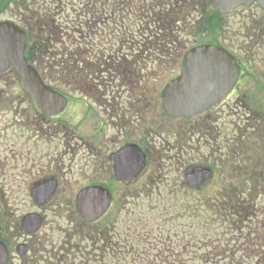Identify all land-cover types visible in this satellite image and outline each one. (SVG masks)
<instances>
[{"label":"flooded vegetation","instance_id":"flooded-vegetation-1","mask_svg":"<svg viewBox=\"0 0 264 264\" xmlns=\"http://www.w3.org/2000/svg\"><path fill=\"white\" fill-rule=\"evenodd\" d=\"M104 1H71L75 4L71 5L72 10H67L70 0H0V21L10 20L27 27L32 57L60 55L65 58L79 57L81 51L70 52L63 44L59 52L60 49H54L58 44L43 45L53 36L55 23L79 26L82 39L84 35L91 37L101 32L102 24H126L125 36L148 41L153 38L149 37L155 22L150 19L153 11L160 10L162 14L170 9L176 16V33H182L189 26L196 36L192 46H218L232 56L237 74L231 92L215 108L190 118L168 115L160 104V89L155 92L149 79L147 81L145 76L138 74L140 70H134L149 68V64L140 65L138 60L139 55H143L141 62H148V50L136 55L126 53L133 59L127 60V68L120 72L108 67L98 68V78L82 73L86 75L82 80L67 82V90L63 92L68 97L67 107L78 108V124L72 127L69 135H64L68 143L64 150L78 149L82 153V165L77 175L68 176L71 172L63 160L55 161L49 152L39 156L37 153L32 158L30 152L20 154L16 147L5 149L0 137V242L8 248L6 264H100L108 253L112 252L115 257L118 247L133 256L134 264H171L174 263L172 258L181 261L182 250H192L195 241L192 230L186 231L185 226L178 231L175 227L166 230L163 219L155 228L152 225L154 218L148 214L152 211H141L140 217L134 219L137 211L133 210L128 211L132 220L127 231L121 233L118 230V219L124 209L121 205L161 199L164 180L160 177V169L162 165L165 168L164 163H170L182 172L174 185L180 183V188L190 191L197 190L188 186L186 177L197 167L212 170L213 175L206 183L217 178L219 168L226 169L224 175L227 177L231 176L230 168H237L239 184L253 183L256 187L254 196L243 194L241 197L243 202L254 203L253 213L247 211L240 215L244 216L242 225H236L233 220L237 214H229L224 238L227 246L235 243L242 252L244 248H253L250 264H264V199H261L264 197V113L261 112L264 109V0ZM154 14L153 17H157V13ZM157 19L158 24L164 22L160 17ZM34 22L37 29H34ZM112 31L116 32V28ZM154 38L160 39V36ZM173 53L177 54V51ZM173 53L169 56L167 51H162L158 64H174L177 76L181 73L182 52L175 61ZM109 55L123 54L112 51ZM68 88L76 90L79 98L75 99ZM234 107H238L236 115L243 122L245 131L234 133L230 140L229 129H226L228 123L223 121L229 109ZM65 114L74 116L73 111ZM34 115L28 126L31 133L41 136L52 133L54 129L48 131L50 122L53 123L57 116L47 117L37 110ZM69 125L64 124V127L68 129ZM245 132H250L247 138ZM135 144L145 153L146 161L134 173L123 172L121 170L133 169V165L138 164L137 161L134 163L133 154L128 153V147ZM21 160L30 162L17 175L18 179L22 176L23 182L17 190L10 192L5 185L6 167L10 162L16 167L21 166ZM67 165L71 168V163ZM157 172L159 179L154 181ZM228 183L229 180L222 184ZM93 185L110 190L113 207L110 219L105 217L88 222L79 213L77 194L82 188ZM231 198L215 195L211 199ZM11 199L15 211L2 204ZM31 215L41 220V226L29 233L23 219ZM195 217L193 209L190 218ZM232 252L228 248L223 256L224 264L235 262L236 254ZM240 257L238 263H244L246 258L242 253ZM190 258L192 262L193 256Z\"/></svg>","mask_w":264,"mask_h":264},{"label":"rangeland","instance_id":"rangeland-1","mask_svg":"<svg viewBox=\"0 0 264 264\" xmlns=\"http://www.w3.org/2000/svg\"><path fill=\"white\" fill-rule=\"evenodd\" d=\"M71 1H76V0H70V2ZM73 4L75 3L74 2L68 3L69 8L67 10L71 9L70 7ZM72 16L73 15H69V17ZM57 17L60 16L58 15ZM168 18L171 20L170 21L171 24H168V27L171 29H175L176 28L175 25L177 23L176 16L170 14ZM33 24H34V29H37V23L34 22ZM78 27L79 26H75V25L60 24L59 30L57 28V30L54 32L57 33L54 38L58 41V46H55L54 49L56 50L60 49L59 52H61V47L63 48V44H64L65 47L70 52L81 51V56L79 57H75V56L65 57V58L60 57L55 62L56 64H58L59 62L66 64L65 66H63V69L65 71L64 73L69 72L70 75L75 76V80H73L72 77H68V80H70V82L71 81L77 82L80 81V79L82 80L83 77L86 76L84 74H90L93 78L95 76H97L98 78L100 76V73H98V67L102 64V62L103 64L105 63V61L108 59L107 57L108 54H110L112 50L114 53L117 51L118 54L122 52L125 54L133 53L134 55H136L137 52L145 50V48H139L142 47V45L136 42L135 44H133V42L127 41L124 45H122L120 43V38H123V35L121 34L119 35L116 33L117 34L116 39H114L112 32L108 30L104 32L103 36L88 38L87 36L84 35L82 39L81 38L82 34L79 32ZM155 27L157 29H155ZM130 28H132V26ZM108 29H111V26H109ZM151 30L152 31L149 32V37H153L152 38L153 40L148 39L149 41H156L154 40V37H156V35H159L160 38L165 39L162 42L163 46L161 47H165V50L168 52L169 56H171L173 52L177 51V54L173 53L174 61L175 58L178 59L179 57L178 54H180L179 52H181L186 46L191 45L196 38V36L193 35V32L191 31V28L189 26H187V29L182 33H176L175 31L172 39H168L164 35V33L168 34L169 31L164 30L161 24H157L156 22H154V25H151ZM135 32L133 33V35H135ZM127 36L128 35H126V37ZM52 40H53V36L49 38V41L47 40L46 42H44L43 45H45L46 43L54 44ZM54 49L53 51H55ZM146 50L150 51L149 48H146ZM85 51L88 52V54H86ZM40 58L41 57L39 56V59ZM141 58L142 57L138 58L139 62H141L142 60ZM110 60L112 61L113 58H111ZM91 61L96 63L98 62V66L88 63ZM85 63L87 67L85 66ZM42 64H44L43 59H42ZM134 70H140L138 74L141 73V75L145 76L147 81L149 79L150 82L148 83L150 86L154 87L155 92L158 88L161 89L164 83L167 80H169L170 77L176 74V71H174L175 70L174 64L173 66H161L159 64H156L154 67L149 66L147 70H145L144 68H134ZM120 71H122V68H119V72ZM158 72H160L159 75L157 74ZM54 74L56 76H59L57 73ZM48 78L52 82L59 80L57 79V77L53 78L52 76H48ZM89 80L93 81L90 78ZM68 90L69 92H72L71 95L74 96L75 99L79 98L78 92H75L76 90H72L70 88H68ZM3 91L5 92V95L4 96L0 95V137H1L2 145H4L5 149L7 148L13 149L14 147H16V149L20 152V154L30 152L32 158L37 153L39 156L41 155V153L49 152L55 161L59 160L60 158L63 160L65 166L67 167V170L69 169L71 172L69 173L68 176L73 177V174L77 175V171H79V168L82 165L81 162L82 153L79 152L78 149L73 151L64 150V147L68 145L67 138H65L64 135L65 134L69 135V131H71L72 127L78 124L77 123L78 108L72 110V106L70 105V107L66 110L65 113L67 112L72 113L73 111L74 114L73 118L67 116V114H63L59 117H55L53 119V123L50 122L51 128L48 129V131L54 129L52 133L47 135L46 132V134L41 136L39 133L38 134L31 133L30 131L31 129L29 130L28 128L29 124L35 118L34 114L36 110L32 108L31 104L28 101L27 94L24 92L23 89H21V85L14 71L0 73V94ZM234 102L235 101H232V103ZM263 107H264V102H263ZM237 108L238 107L230 108L229 113H227L224 116L223 123L225 124L228 123V125H226V129H229L230 140H232V136L234 135V133L238 131L243 133V131H245L244 130L245 128H242L243 122L236 115ZM261 112L264 113V109ZM74 120H76V122ZM63 123L71 124L69 125L70 126V128H68L69 130L64 127ZM154 127H156V125H154ZM248 134H250V132L248 133L245 132L246 138L248 137ZM151 139L152 138H150V140ZM234 140L236 141L237 137H235ZM69 141L71 142V139H69ZM204 153L205 151L202 152V154ZM7 154L10 155L13 153H7ZM21 162H22L21 166L19 165L18 167H16L14 164L10 162L6 167L7 176L5 180V185H6V189L10 192H13V190H17V187L23 182V179L21 178L22 176L18 179L17 175L24 169L25 164L26 163L28 164L30 160L28 161L21 160ZM67 163H71V168L68 167ZM162 166L160 169V177L164 180V184L161 185V190H160V193H162L161 199L154 201L144 200V201L131 202V203L127 202L125 203V205H121L122 207H124V209L121 211L118 219L119 232L122 233L127 231L126 230L127 226L130 225V222L132 220L130 217L132 216V214L128 213V211H133V210L137 211L136 217L134 219L140 217L141 211H152L148 214L152 215V217L154 218V222L152 223V225H154L155 228H157L158 223H162L164 219L166 222V230H168L170 227H175V231H178L185 226L186 231L189 232L190 223L192 220L190 218V214L186 211V209L189 211L190 205L196 204V210H198V217H196V219L193 220V222L196 225V233L198 234V238H199L196 245V249L193 250L188 249L186 250V253L183 252V254L181 255L182 258L181 261L179 259L172 258V260H174V263L171 264H224L223 262L224 260L222 257L224 253L222 251L224 249L225 240L222 236V231H223L222 218H219L212 210L208 209L206 206H202V204L206 203L204 199L208 198L211 203V206L213 204L215 205V203H213L212 200H210L211 196L213 195L214 198L215 195H219L218 193H221L222 188L225 187L224 185L217 183L220 182L225 183V181L228 180L230 182V180H233L237 176L238 171L234 172L233 178H228L227 176L224 175L226 169L223 168L217 169L216 170L217 178L214 179L210 183V185H208V187H206L203 191H201V193L200 192L196 193L194 191L188 190L185 187L180 188L179 182L178 185H174V180L179 176L180 177L182 176V172H180V170H177L174 166H171L170 163H164L165 168H163ZM153 177L155 178L154 181H157L159 179L158 172L157 175ZM74 178H77V176H75ZM154 183L157 184L156 182ZM230 183H235V180H233ZM237 187L241 191H243V193L246 196L247 195L254 196L255 191H253L254 188L253 183L247 182L246 184H241L238 185ZM262 189H264V187ZM154 193L157 194V191H154ZM201 194H204V197H202ZM261 199H264V197H262ZM2 204L5 205L7 204L9 209L15 211V203L13 199L7 200V202L3 201ZM200 209H202V212H199ZM184 214L187 215L184 216ZM110 215L107 217L108 219H110ZM7 218H8V213H7ZM172 218H174V220H172ZM165 234L167 235V232H165ZM214 241L215 243H213ZM135 246L140 247L141 245H135ZM212 247L214 248V250ZM212 250L214 251V255H218L219 257V258L216 257L217 259L214 258L215 260L213 261V263L210 262V258L212 257L211 256ZM138 251L141 252L142 249H139ZM253 251H254L253 248H249L247 250L244 248L242 252V250H239L237 246H233V252L232 251L231 252L235 253L236 255L234 256L235 262L232 264H239L238 262L242 258L240 257L241 253L243 257L246 259L244 260V263H240V264H250L251 262H253L252 259L253 257L251 256V254H253ZM190 256H194L192 262ZM116 258L118 259L115 260ZM132 259L133 256H131V254H128L123 249V247L121 248L118 247L117 255L115 257H113L112 252L111 254L108 253L107 256L102 257L100 264H134ZM139 264H143V263H139Z\"/></svg>","mask_w":264,"mask_h":264},{"label":"water","instance_id":"water-1","mask_svg":"<svg viewBox=\"0 0 264 264\" xmlns=\"http://www.w3.org/2000/svg\"><path fill=\"white\" fill-rule=\"evenodd\" d=\"M25 48L24 31L11 22H0V71L13 65L24 89L38 108L47 115L59 113L67 102L66 97L43 83L36 69L28 64ZM196 50L203 53L196 55ZM230 62L231 57L221 48L203 46L193 49L186 56L182 76L165 87L163 107L174 116L191 115L213 107L232 84L233 79L223 78L224 70L233 69ZM207 178L208 171L202 169L191 174L189 182L199 186ZM110 198L109 192L102 187L86 188L78 196V208L86 220L93 221L108 209ZM6 259V247L0 242V264Z\"/></svg>","mask_w":264,"mask_h":264},{"label":"trees","instance_id":"trees-1","mask_svg":"<svg viewBox=\"0 0 264 264\" xmlns=\"http://www.w3.org/2000/svg\"><path fill=\"white\" fill-rule=\"evenodd\" d=\"M228 193H230V194H233V193L238 194V193H240V190H239L238 187L231 186V187L228 188ZM234 203L237 204L238 202L234 201ZM234 209H235V211H238V207L237 206H235ZM199 212H202V209H200Z\"/></svg>","mask_w":264,"mask_h":264}]
</instances>
